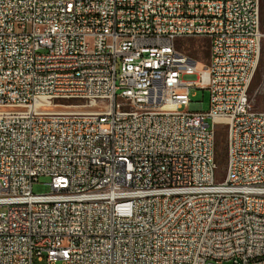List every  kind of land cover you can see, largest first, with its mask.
Returning a JSON list of instances; mask_svg holds the SVG:
<instances>
[{"label": "built area", "instance_id": "obj_1", "mask_svg": "<svg viewBox=\"0 0 264 264\" xmlns=\"http://www.w3.org/2000/svg\"><path fill=\"white\" fill-rule=\"evenodd\" d=\"M260 8L0 0V264H264ZM185 38L209 41L205 67Z\"/></svg>", "mask_w": 264, "mask_h": 264}, {"label": "rangeland", "instance_id": "obj_2", "mask_svg": "<svg viewBox=\"0 0 264 264\" xmlns=\"http://www.w3.org/2000/svg\"><path fill=\"white\" fill-rule=\"evenodd\" d=\"M261 32L264 35V0H261ZM175 47L178 51L185 53L193 60L200 64V67H205L209 62L210 57V44L205 38H185L179 39L175 42ZM196 76H186L185 80L195 81ZM251 94L255 95V109L257 111H264V38L261 47V59L254 77ZM191 104L188 107L189 112H208L210 107V96L208 91H202L193 89L190 93ZM218 135V151L220 157L225 153V162L219 163L218 180L221 181L227 161V134L226 128L219 127ZM50 180L47 178H40L38 183L33 186V193L46 194L50 192L49 186ZM34 264H48L46 260L43 262L35 261ZM56 264H64L63 262H57Z\"/></svg>", "mask_w": 264, "mask_h": 264}, {"label": "trees", "instance_id": "obj_3", "mask_svg": "<svg viewBox=\"0 0 264 264\" xmlns=\"http://www.w3.org/2000/svg\"><path fill=\"white\" fill-rule=\"evenodd\" d=\"M225 153L223 154V156L220 157L219 151H218V138H217V161L218 163H220V161L223 163L225 162Z\"/></svg>", "mask_w": 264, "mask_h": 264}]
</instances>
